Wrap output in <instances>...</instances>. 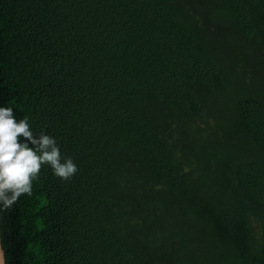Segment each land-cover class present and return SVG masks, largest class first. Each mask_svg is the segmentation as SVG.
<instances>
[{
    "label": "trees",
    "instance_id": "trees-1",
    "mask_svg": "<svg viewBox=\"0 0 264 264\" xmlns=\"http://www.w3.org/2000/svg\"><path fill=\"white\" fill-rule=\"evenodd\" d=\"M215 16L264 46V0H0V107L78 168L63 181L43 166L0 211L5 264H264V98L237 93L215 151ZM175 115L206 149L173 136Z\"/></svg>",
    "mask_w": 264,
    "mask_h": 264
},
{
    "label": "rangeland",
    "instance_id": "rangeland-1",
    "mask_svg": "<svg viewBox=\"0 0 264 264\" xmlns=\"http://www.w3.org/2000/svg\"><path fill=\"white\" fill-rule=\"evenodd\" d=\"M200 1L202 2V0ZM210 23L214 27V30L209 32L211 41L210 43L217 51L218 56L221 58L224 64L226 73L229 76L227 75V89H222L220 92L212 95L209 94L208 96V110L214 114L213 121H211L210 118H208L207 121H204L205 119H207L205 118L203 120H200L199 124L202 126L204 125V123L206 124L205 130L207 131V133L211 132V139L214 143V150L221 152L223 149L222 144L227 138L224 135L225 131L217 126L216 121L220 120L221 118L225 123L229 122L228 119H233L236 116V113L231 106H233V104L235 103V98H237L236 95H238L237 93L239 92V94H241L251 91L252 93H255L258 96L264 98V46L258 44L259 41L257 40V36L255 37V43H247V41L245 40L240 41L238 36L234 34L232 35V33L228 30L229 22L226 19L224 20V17L215 16L209 22V24ZM221 29H224L225 32L221 31ZM207 95L208 94L205 90L202 91L201 96L203 99ZM228 113L229 116H227ZM175 116V120L177 121V123L174 126L175 132H173V136L175 133H177V137L179 136L182 139L184 136H188L195 144L202 145V148L206 149V141L202 144L199 141V137L194 136H199V134H204V136H206L207 134L204 132V130H197L196 128L194 129L189 126H185L187 124L181 123L182 120H177L178 116ZM202 121H204V123ZM229 129H235L232 121L229 125ZM175 144H177V140H174L173 138L171 150H174ZM228 145L229 149H227V151L229 152H242V154L244 155H246L247 153H251V150L248 149L249 144L244 142L243 140H240L236 144L233 143L232 140H229ZM209 146H211V144ZM239 146L241 147L240 149ZM256 150V152L253 151L252 157L260 160L261 162H264V152L259 148ZM187 153L188 147L183 146L177 148L178 155L180 154L181 156L186 157Z\"/></svg>",
    "mask_w": 264,
    "mask_h": 264
},
{
    "label": "clouds",
    "instance_id": "clouds-1",
    "mask_svg": "<svg viewBox=\"0 0 264 264\" xmlns=\"http://www.w3.org/2000/svg\"><path fill=\"white\" fill-rule=\"evenodd\" d=\"M45 165L63 181L78 172L72 158L62 157L53 137L43 132L35 136L27 117L17 120L12 107H0V211L11 210L22 196L32 194Z\"/></svg>",
    "mask_w": 264,
    "mask_h": 264
},
{
    "label": "water",
    "instance_id": "water-1",
    "mask_svg": "<svg viewBox=\"0 0 264 264\" xmlns=\"http://www.w3.org/2000/svg\"><path fill=\"white\" fill-rule=\"evenodd\" d=\"M0 264H5L4 251L1 245V238H0Z\"/></svg>",
    "mask_w": 264,
    "mask_h": 264
}]
</instances>
